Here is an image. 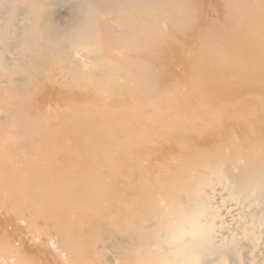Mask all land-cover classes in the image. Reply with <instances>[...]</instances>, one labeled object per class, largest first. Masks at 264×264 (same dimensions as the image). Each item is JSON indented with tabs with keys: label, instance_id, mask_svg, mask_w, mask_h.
<instances>
[{
	"label": "bare ground",
	"instance_id": "1",
	"mask_svg": "<svg viewBox=\"0 0 264 264\" xmlns=\"http://www.w3.org/2000/svg\"><path fill=\"white\" fill-rule=\"evenodd\" d=\"M191 3L193 2L190 0H0V189L5 191L12 185L29 189L40 185L37 191L32 188L34 191L31 196L35 200L34 209L31 207V210H34L32 217L41 215L53 220L58 254L63 259L61 261H65L66 264H167L172 252L168 245L170 236L189 230L193 225L202 226L210 240L209 245L198 250L199 264H229L230 257L235 259L234 264H242L244 250L241 244L233 247L225 243L224 238L233 232H239L246 225H251L250 231L264 235V134L261 129H258L260 131L258 133L252 127L247 130L246 137L241 138L243 135H238L236 129L229 128L227 133L219 135L216 140L214 138L212 144L208 143L210 146L208 144L204 146L205 143L202 146L201 142L200 145L192 143L190 137L191 141L185 136V132L181 133L182 128L177 127L180 128V135L175 137L174 141L177 150L173 149L160 156H157L156 152H154L156 156L153 155V151L151 155L145 153L147 157H143L141 152L136 154L134 156L136 177L131 179L130 183L126 179L129 185L123 181L121 182L123 184L115 186L113 178L105 174L104 167H107L110 158L104 157L106 154L101 156V150L106 149L111 136L112 139L115 138L114 132L123 135L124 130L129 128L130 131L134 125L137 127L136 130L142 132L143 129L144 134L147 119L154 120V117L157 119L156 115L166 116L164 111L171 105L172 108L176 107L175 102L183 98L180 95L185 98L182 83L178 85L180 84L177 82L178 79L174 81L177 83H174L173 79L171 85L168 82L167 88L161 86L162 88L159 87L157 91L152 88L154 92L145 90L150 88L151 82H155L152 80L157 73L153 78L152 75L158 68L154 69L157 63L155 61L160 57L156 58V54L161 52L159 50L156 53V49L166 42L168 33L165 32L166 23L173 22L177 26H184L185 20L187 18L189 20V17L195 14ZM223 6L226 19L222 17L226 22L219 23L220 16H216L218 18L216 21L212 18L213 15L209 19H203L206 22L203 21L204 25H200L197 33L195 32L196 36L193 35L194 40L189 43L190 46L188 45L191 47L188 48V52L192 56V61L188 70L189 81L188 79L184 81L188 82L186 84L188 86H185L188 91H185L187 96L192 95L189 90L198 91L193 93L194 98L187 97L186 101L191 100L187 101L188 106L185 104L186 108L184 105V109L174 108L175 114L174 110L171 111L178 121L170 117L173 118L171 122L174 120L179 123L172 126V132L179 130L175 126L184 124L186 113L191 119H202V116L204 119L208 108L205 107L207 109L203 112V104L207 99L214 103L215 109L216 102V105L224 104V107L228 104V107L226 106L228 111L226 108L224 110L227 112L223 111L224 107L219 106L218 112L221 113V117L225 113L229 115L228 112L237 113L238 109H235V112L229 111L234 107H230L232 104L236 105L234 108L243 111V108L249 105L247 108H250L252 104V107L254 104L256 107L255 101L259 103L260 100L261 102L264 100V0H225ZM68 12L71 14L70 17L60 18L66 17ZM205 16L204 18H207V14ZM58 18L63 21L57 22ZM162 48L164 49V46ZM47 57H50L51 61L48 67L59 65L60 70L72 74L77 80L93 83L98 87H96L98 91L100 89L106 95L110 94L109 97L126 91L131 93L130 97L128 95L124 100L121 98L122 101L120 99V102L111 104L107 97L105 98L106 95H101L100 106L96 107L94 103L92 105L96 107L95 109L102 108L104 116L99 115L97 110L94 111L98 116L97 113L93 116L91 110H86L87 104L83 106L85 108H77L74 105L72 109L78 110L70 109L72 112H68L65 109L67 113L64 115L61 114L64 110H60L63 111L60 113L62 116L59 118L51 115L50 117L56 120L52 121L50 117L40 114L41 111L36 107V97L27 94L30 84L35 82L38 67ZM157 79L156 77L155 80ZM158 83L156 84L159 85ZM239 89L241 93H237V96L236 92H239ZM171 94L177 97L175 102L172 101L174 97L169 99ZM226 96L230 99L224 98ZM261 102L259 104L264 101ZM71 104L69 103V106ZM180 104L182 103L179 101V107ZM262 109L264 111V104ZM30 111L33 114L29 113ZM130 111L139 113L138 116L134 115L138 118L127 117L126 114L129 115ZM213 111H209L210 115ZM26 112L33 116L29 117ZM218 112H215L216 116ZM233 113L231 116H234ZM165 116L160 121L164 119L165 122L169 117L165 119ZM178 118H181L180 121ZM217 118L214 114V119L212 118L214 123L220 121L215 120ZM131 119L134 120L133 123ZM156 119V124H159ZM188 120L190 118L186 119L185 124ZM193 121L194 119L190 122L191 132H195L193 128L204 124L201 120L200 124L199 121ZM138 122H144V126L142 123L138 125ZM167 122L168 120L161 124L165 125ZM66 123H72L70 126L68 124L70 129L64 133L60 132L58 127L64 124L66 126ZM212 123L213 121L207 124L209 126ZM149 124L151 122H148ZM148 127H145L146 131L153 128ZM158 127L159 125L154 126L148 133L152 130L154 133ZM182 130L187 132L186 129ZM197 132L199 130L196 134ZM101 136L106 139H102ZM116 143L119 144L115 142L114 146ZM59 144L65 146L60 150L62 154L58 150L60 148H56L60 155L54 149ZM89 147L92 151H89L91 150ZM121 147L123 148L122 145ZM147 149L149 151L150 148ZM89 152L92 154L91 157ZM83 158L87 161L91 158L90 160L97 165L90 160L86 165L79 164L77 161L80 162ZM105 160L107 162L104 164ZM72 162L77 163L73 165ZM83 162L85 163L84 160ZM111 171L109 170V174L113 173H110ZM120 175L112 174L115 178ZM122 177L125 179L124 175L120 178ZM87 214L90 222L87 221L88 229L85 230L88 231L84 234L81 231L86 227H83V221ZM94 218L96 224L93 222ZM77 219H83L82 230V227H77L80 225ZM47 220L49 223V219ZM37 228L36 225L31 227V230ZM85 236L89 245L86 247L92 249L93 256L88 254L89 250H87L89 256L85 253L83 245ZM263 241L264 239H261L259 244L254 241L242 243L247 245L250 243L256 251ZM256 252L259 254L258 249ZM249 258L253 264L254 255H249ZM23 263L25 264V261ZM28 263L27 261L26 264Z\"/></svg>",
	"mask_w": 264,
	"mask_h": 264
},
{
	"label": "rangeland",
	"instance_id": "2",
	"mask_svg": "<svg viewBox=\"0 0 264 264\" xmlns=\"http://www.w3.org/2000/svg\"><path fill=\"white\" fill-rule=\"evenodd\" d=\"M191 2H193V3H191V6H192V8H193V11L195 10V14H192L191 16H193V17H189L190 19L188 20V18L185 20L186 22H185V25L182 27V26H177L176 24H174L173 22H169V23H166L167 25H165V32L167 33V38H166V42H164V44H162V47L164 46V49L162 48V47H157L158 49H156V53H158V51L160 50L161 52V54L159 55H157L156 54V58L158 57V56H160V57H158V59H156V61L155 62H157L156 64H155V66H154V69L156 68V67H158V68H156L154 71V74L152 75V78L154 77V75H155V73H157L155 76L158 78L157 79V81L155 80V78L156 77H154L153 78V80L152 81H155L154 83L153 82H151L152 84H151V86H149L150 88H146V90H145V92H148V90H150V92L151 91H153V89L152 88H155L154 89V91H157L156 89H158L159 87L160 88H162V87H166V85H167V87H168V82H169V84L171 85V81L173 80V82L174 81H176V79H178L179 81H177V82H179L180 84H178V85H181V83H182V85H181V87H182V90H183V92H184V95H186L185 96V98H184V96H182V95H180V97H183V98H180V99H182V101L184 102V104H183V102L179 99H177L178 100V102L180 101V103H182V104H180V107H179V105H178V102H175V99L177 98L175 95H173V94H171V95H173V96H171L170 95V97H169V99H172L173 97H174V99H172V101L173 102H175L176 103V105H174V106H178L177 107V109H176V107H173L172 108V105H171V107L169 106V108H167V110L166 111H164L165 112V114H166V116H165V119H166V121L168 120V124L170 125H167V123L165 124V125H167L166 127H168L169 126V128L167 129L166 127H165V125L163 124V123H165L163 120L164 119H162V121H160V119L161 118H164V116H162V115H156V116H158V118L156 119L155 117H154V120H153V118H152V120L151 119H147V124H146V122H145V127H148V128H150V127H152L153 126V128H154V126H158L159 125V127L158 128H160V130L158 129V128H155V130L156 131H158V132H156L155 130V132H156V134H154V133H152V131H151V133H148V132H150L149 130H151V129H153V128H151V129H149L148 131H146L145 130V127H144V131H145V133H146V135H145V133L143 134V129H142V132H141V130H136V128L137 127H135L134 125H133V128H132V126H131V130L130 131H132V132H130L129 131V128L127 129V130H124L123 132H125V134L126 135H129L130 137H128V136H126L125 134H123V135H119V133L117 134V132H116V134H115V132H114V135H115V138H113L112 139V136H111V139H110V142H108V145L110 144V146L108 147V145L106 146V149H104V151H103V149L101 150V152L102 153H104V154H102L101 153V156L103 155H105L106 154V156H104V157H108V158H110V160L107 162V160H105V161H103L104 162V164H105V162H107V167H104L105 168V170H106V172H105V174L106 175H110L111 176V178H113V181L115 182L114 184H115V186L117 185V186H119V185H121V184H123V183H121V182H123L124 181V183H128V180H129V183L134 179V177H136V170H135V168H134V163H135V158H134V156L136 155V154H138L139 152H141L140 154L141 155H143V157H147L148 155H146V154H149V155H151V153H152V151H153V155H155V153L154 152H156V155L157 156H160V155H162V154H165V153H167V152H170V151H172L173 149L174 150H177V149H175V137L177 138V137H179V135H180V128H177V127H181L182 129H186L187 130V132L186 131H183L182 129H181V133H183V132H185V136H187V138L189 139V137H190V139L192 140H190L192 143H197L198 145H202L203 146V144H204V146H207L206 144H208V143H211L212 144V142H214V138H215V140L216 139H218V137H219V135H221V134H225V133H227V129H231V130H235V132L239 135L240 134V136H242L241 138H243V137H246L245 135L247 134V130L248 129H250V128H252V127H254L255 129H256V131H258V133L261 131L263 134H264V132H263V130H264V123H263V118H264V111H263V104H264V100H263V98H262V102H261V100L259 101V103L261 102L262 104H259V103H257L256 101H255V103H256V107H254L255 106V104H254V106L252 107V105H251V107L250 108H247V107H249V106H247L246 108H243L244 110L243 111H241V109H240V111L242 112H240L239 111V108H234L236 105H234V104H232V103H229L231 106L230 107H233V109H231V110H229V111H234L235 112V109H238L237 110V116H236V114L235 113H233L234 114V116H236L234 119H235V121H234V119H232L234 116H231L232 115V113H229L228 112V114L229 115H226V113L225 114H223L224 112H227L228 111V109H227V107L225 106L224 107V104H219V102H218V104L219 105H216L217 104V102L215 103V106H216V109L213 107V104H212V102L210 101V100H208L206 97H205V100L207 101V104L209 103V101L211 102V103H209L208 105L207 104H205V100H203L202 99V101H205L204 102V108H203V112H204V109H205V107H207L206 109H207V111L208 112H205L204 114V119L206 120V122H205V120L203 119V116H202V119H196V118H192V119H194V121L193 122H195V121H199V124L201 123V121H204L203 123L204 124H200V126L198 125L197 126V122H196V126H197V128L199 127V128H202V129H198L199 130V132H197V134H196V131H198L197 130V128L195 127V126H193V127H195V128H193V131L195 130V132H191L192 130H190V122H191V117H188L189 115H187V113H186V119L187 118H190V120H188V122L185 124V122H186V119H184L185 118V114H184V116L182 117L184 120H185V122L184 121H181V122H184V124L183 125H186L187 127H185V126H183V125H181L180 124V126H178L179 125V123H177L178 121H177V118H175V110H179L180 108H182V109H184V108H186L188 105H189V103L187 102V101H190L191 99H189V100H187L186 101V99H188L187 97H190V96H192V98H194L193 97V93L195 92V91H198V90H194V92H193V90L192 91H190L189 90V92L192 94V95H189V96H187V92L185 91V90H187L188 91V89H185V86L187 87L188 85H186L188 82L187 81H189V79L187 78L188 77V70H190V61H192V56L190 55V53L188 52V48L190 49L191 47H188V45L190 46V44L192 43V41L194 40V37L196 36V33H197V30L201 27V26H203L204 25V22L203 21H205L206 22V20H203V19H209V18H211L210 16L211 15H213L212 16V18L213 19H215L216 21H218L217 19V17L216 16H220L219 18V23H225L226 22V14L224 13L225 12V6H223V3H225V0H190ZM224 1V2H223ZM223 2V3H222ZM194 5H196V6H194ZM197 9V10H196ZM224 11H223V10ZM221 11H222V13H221ZM69 12H71V11H69ZM68 12V15H66V17H61L60 16V18H65V19H67V16H71V14ZM214 12V13H213ZM67 14V13H66ZM207 14V18H204V17H206L205 15ZM216 14V15H215ZM218 14V15H217ZM197 15V16H196ZM65 16V15H64ZM195 16V17H194ZM214 16H215V18H214ZM225 18H223V17ZM221 18H222V20L224 21V22H222V20H221ZM191 20V21H190ZM200 20V21H199ZM221 20V21H220ZM61 22V21H63V19L61 20V19H57V22ZM187 21H189V22H187ZM202 21V22H201ZM59 22V23H60ZM201 25V26H200ZM182 29H181V28ZM185 27V28H184ZM179 28H180V30H179ZM184 28V29H183ZM183 31H185V32H183ZM183 32V33H182ZM190 32V33H189ZM196 32V33H195ZM173 34H175V35H173ZM191 34V35H190ZM195 34V36H193ZM184 35V36H183ZM175 37V38H174ZM189 39H188V38ZM183 38V39H182ZM168 39H170V40H168ZM176 39V40H175ZM168 40V41H167ZM187 40V41H186ZM190 41V42H189ZM190 43V44H189ZM179 44H181V45H179ZM171 46V47H170ZM184 47V48H183ZM162 50L164 51V52H162ZM187 51V52H186ZM170 52V53H169ZM162 53H164V54H162ZM187 53V54H186ZM189 53V54H188ZM189 56V57H188ZM190 56H191V58H190ZM163 57V58H162ZM159 58H160V61H159ZM161 58H162V60H161ZM165 59V60H164ZM189 59V60H188ZM51 60H52V58H51ZM158 60V61H157ZM47 61V62H46ZM46 61H44L43 62V64H41L40 65V67H38V69H37V71L38 72H36V78H35V82H32L30 85V87L28 88V90L27 91H29V92H27V94L29 93V94H32L33 96H35L36 98V107H38V109H39V111H41L40 112V114H42L43 116H46V117H50L51 115H53L54 117H59L60 118V116H62V115H64V113H67V112H65V109H66V111H71V110H73L72 108L73 107H75L74 105H76V107L77 108H85V107H83V106H85L86 104V110L87 109H89V110H91L93 113V116H95V114L97 113V112H95L94 110H97L98 111V113H99V115H103L104 114V112L102 113V108H97V109H95L96 107H98V106H100V103H101V100H100V96L101 95H103V96H105L106 95V93L105 92H103V91H101L100 89H99V91H98V89H96V87L97 86H95L93 83H90V82H86L85 80H77V79H75L74 77H72V74H67V72H64L62 69L60 70L59 69V65H54V67H48V64L51 62L50 61V57H47L46 58ZM189 61V62H188ZM189 63V64H188ZM188 64V65H187ZM157 65V66H156ZM159 65V66H158ZM162 69H161V68ZM48 69V71H47V69ZM52 68V69H51ZM61 68V67H60ZM181 68V69H180ZM188 68V69H187ZM56 69H58V70H56ZM158 69L160 70V71H158ZM164 69V70H163ZM53 70V71H52ZM162 70V71H161ZM166 70V71H165ZM62 71H63V73H62ZM61 73V74H59V73ZM160 72V73H159ZM65 73V74H64ZM159 73V74H158ZM165 73H166V75H165ZM45 75H47L46 77H45ZM71 75V76H70ZM182 77H181V76ZM187 75V76H186ZM181 77V78H180ZM68 78V79H67ZM70 78V79H69ZM182 78H183V80H182ZM164 79V80H163ZM188 79V80H187ZM67 80V81H66ZM69 80V81H68ZM185 80H187L186 81V83L184 82ZM73 81V82H72ZM67 82V83H66ZM70 82H72V83H70ZM76 82H78V83H76ZM80 82H82V83H80ZM159 82V83H158ZM172 82V83H173ZM177 82H174V83H177ZM74 83H76V86H75V84ZM85 83V84H84ZM87 83V84H86ZM90 83V84H89ZM156 83H158L159 85H157ZM184 83V84H183ZM92 84H93V86H92ZM165 84V85H164ZM33 85V86H32ZM81 85H82V87H81ZM85 85H87V86H85ZM153 85V86H152ZM71 86V87H70ZM79 86V87H78ZM85 86V87H84ZM95 86V87H94ZM162 86V87H161ZM35 87V88H34ZM37 87V88H36ZM166 87V88H167ZM77 88V89H76ZM82 88V89H81ZM94 88V89H93ZM98 88V87H97ZM235 88V87H234ZM233 88V89H234ZM83 89H85V90H83ZM236 89V88H235ZM33 90V91H32ZM81 90V91H80ZM182 90H181V93H182ZM35 91V92H34ZM95 91V92H94ZM142 91V90H141ZM153 91V92H154ZM200 91V90H199ZM237 91V90H236ZM104 94H103V93ZM235 92V91H234ZM243 92H245V91H243ZM242 92V93H243ZM34 93H35V95H34ZM98 93H102V94H98ZM123 93V94H122ZM121 94H122V96H121V94H114L113 96H115L116 97V99H115V97H113L112 95H111V97H109L108 95H110V94H108L107 93V95L105 96V98L107 97V99L109 100V102H111V104L112 103H117V101L118 102H120V99L122 98L123 100L125 99V98H127L128 97V95L129 94H131V93H129V91H126V92H122ZM127 93V94H126ZM141 93V92H140ZM180 93V94H181ZM190 93H188V94H190ZM239 93H241L240 92V89H239V92H236V95L238 96V94ZM126 94V95H125ZM138 94V93H137ZM136 94V95H137ZM197 94V93H196ZM179 95V94H178ZM67 96V97H66ZM70 96H72V97H70ZM121 96V97H120ZM235 96V95H234ZM97 97V98H96ZM109 97V98H108ZM113 97V98H112ZM129 97H130V95H129ZM176 97V98H175ZM236 97V96H235ZM99 98V99H98ZM102 98V97H101ZM191 98V97H190ZM224 98H228V99H230L229 97H224ZM73 99V100H72ZM122 99H121V101H122ZM218 99V98H217ZM220 99V98H219ZM115 100V101H114ZM176 100V101H177ZM186 101V103H185V101ZM253 100V99H252ZM251 100V101H252ZM94 101V102H93ZM169 101V100H168ZM167 101V102H168ZM74 102V103H73ZM83 102V103H82ZM85 102H90V103H85ZM167 102H166V104H167ZM172 102V103H173ZM69 103L72 105V107L70 108V106H69ZM85 103V104H84ZM92 103H94L93 105H95L96 107L94 108V106L92 105ZM97 105H96V104ZM98 103H99V105H98ZM187 103H188V105H187ZM46 104V105H45ZM68 104V105H67ZM84 104V105H83ZM165 104V105H166ZM169 104H171V103H169ZM185 104L187 105V106H185ZM261 106H259V105ZM40 105V106H39ZM80 105V106H79ZM164 105V106H165ZM181 105H182V107H181ZM183 105H184V108H183ZM209 105H212V106H209ZM166 106H168V105H166ZM209 106V107H208ZM221 108H223L224 107V109H223V111L224 110H226L227 109V111H224V112H222V110H221V112H222V117H221V113H219L218 112V110L220 109V107ZM259 106V108H261V112L259 111V108H257ZM41 107V108H40ZM203 107V106H202ZM229 107V108H230ZM68 108H69V110H68ZM94 108V109H93ZM164 108H166V107H164ZM170 108H172V109H170ZM174 108H175V110H174ZM226 108V109H225ZM71 109V110H70ZM205 109V110H206ZM210 109V110H209ZM212 109V110H211ZM252 109V110H251ZM43 110V111H42ZM60 110H64V112L63 111H60ZM74 110H78V109H74ZM73 110V111H74ZM88 110V111H89ZM164 110V109H163ZM163 110H162V113H163ZM174 110V114H173V112H171V111H173ZM217 113L218 112V114H220L219 116H218V114H217V116H216V113L214 112V111ZM256 112H254V111ZM60 111V112H59ZM87 111V112H88ZM211 111H213V113L215 114V118H217V119H215V120H220V121H215L216 123H214V114L213 113H211V115H210V112ZM245 111V112H244ZM247 111V112H246ZM250 111H251V113H250ZM252 111H253V113H252ZM61 112H63V113H61ZM72 112V111H71ZM95 112V113H94ZM135 112V111H134ZM133 111L131 112H129L130 114L129 115H127L126 114V116L127 117H129V118H138V117H134V115L135 116H138V114L139 113H134ZM177 112V111H176ZM26 113H28V112H26ZM29 113H32V111H30ZM29 113H28V116L29 117H32L33 115H29ZM57 113V114H56ZM62 115H61V114ZM98 113L96 114L97 116H98ZM131 113H133L132 115H131ZM167 113H169V115L167 114ZM170 113H171V115H170ZM238 113H239V115H238ZM241 113V114H240ZM247 113H249V114H247ZM255 113V114H254ZM33 114V113H32ZM55 114V115H54ZM91 114V115H92ZM247 115V116H244V115ZM253 114H254V116H253ZM59 115V116H58ZM202 115H203V113H202ZM210 117H209V116ZM213 115V117H211ZM248 115H249V118H250V120L248 119ZM262 115H263V117H262ZM96 116V117H97ZM104 116V115H103ZM125 116V115H124ZM160 116V117H159ZM205 116H208V118H205ZM223 116H225V117H227V118H225V117H223ZM230 116V117H229ZM242 116V117H241ZM101 117V116H100ZM100 117H98V118H100ZM170 117H173V118H175L174 120L175 121H177V122H175L174 120H173V122H171L172 121V119L173 118H170ZM240 117L243 119H240ZM245 117V118H244ZM260 117V118H259ZM59 118H58V120H59ZM102 118V117H101ZM169 118L171 119V120H169ZM213 118V119H212ZM220 118V119H219ZM223 118V119H222ZM255 118H258V119H260V120H258V119H255ZM50 119L52 120V121H56L55 120V118H54V120H53V117L51 118L50 117ZM49 119V120H50ZM155 119H156V121L159 123V124H156V122H155ZM179 119V121H180V119L181 118H178ZM208 119H210V120H208ZM227 119V120H226ZM230 119V120H229ZM232 119V120H231ZM246 119V120H245ZM262 119V120H261ZM57 120V121H58ZM131 120H133V119H131ZM131 120H130V122H131ZM201 120V121H200ZM224 120V121H223ZM229 120V121H228ZM249 120V121H248ZM253 122H252V121ZM213 121V125L212 124H209V126H208V122L209 123H211ZM255 121V122H254ZM257 121V122H256ZM261 121H262V123H261ZM134 122V120L132 121V123ZM148 122L150 123L151 122V124H149L148 125ZM161 122H163L162 124H161ZM175 122V123H174ZM218 122H220V123H218ZM224 122V123H223ZM232 122V123H231ZM139 123H140V125H142L143 124V126H144V122H138L137 124L139 125ZM142 123V124H141ZM152 123H154V124H152ZM235 123V124H234ZM245 123H247V125L245 124ZM252 123V124H251ZM69 124V123H68ZM68 124L66 123V126H68ZM71 125H72V123H70ZM70 124H69V126H70ZM136 124V123H135ZM172 124V125H171ZM174 124H178L177 126H175L176 127V129L178 130L177 132H179V134L176 132V130L174 131V129H175V127H174V129H173V131L176 133V134H174V132H172V126H174ZM188 124V125H187ZM195 125V123H192V125ZM205 124H207V125H205ZM240 124V125H239ZM244 124V125H243ZM259 124V125H258ZM263 124V125H262ZM65 125V124H64ZM64 125H61L62 127L64 126ZM161 125L163 126L164 125V127H161ZM202 125V126H201ZM212 125V126H211ZM220 125V126H219ZM236 125V126H235ZM252 125V126H251ZM10 126H12L11 124H10ZM61 126H59L58 127V130L60 129V132H62V133H64L65 131H68V129H70V127L68 128V127H66V126H64V127H66V130H64V127L62 128ZM143 126H141V128L143 127ZM183 126V127H182ZM189 126V127H188ZM207 126V127H206ZM245 126V127H244ZM251 126V127H250ZM257 126V127H256ZM61 127V128H60ZM135 127V128H134ZM211 127V128H210ZM212 127H214V128H212ZM233 129H232V128ZM259 127V128H258ZM261 127V128H260ZM73 128V127H72ZM71 128V129H72ZM140 128V129H141ZM171 128V129H170ZM246 128V129H245ZM138 129H139V126H138ZM161 129H163V130H161ZM169 129H170V131H169ZM211 129V130H210ZM254 129V130H255ZM260 131H259V130ZM64 130V131H63ZM75 130V129H74ZM208 130V131H207ZM140 131V132H139ZM190 131V132H189ZM213 131V132H212ZM239 131H241V133L239 132ZM59 132V133H60ZM137 132H139V133H142V134H139V133H137ZM162 132V133H161ZM189 132V133H188ZM202 132V133H201ZM243 132H245V133H243ZM136 135H135V134ZM188 133V135H186ZM214 133V135H212ZM243 133V134H242ZM261 133V134H262ZM158 134V135H157ZM190 134V135H189ZM200 134V135H199ZM204 134V135H203ZM218 134V136H216V135ZM118 135L120 136V137H122V139H119L120 137H118ZM145 135V136H144ZM148 135H150L149 137H148ZM157 135V136H156ZM167 135V136H166ZM174 135V136H173ZM194 135V136H193ZM196 135H197V137H196ZM123 136H124V138H123ZM156 136V137H155ZM164 136V137H163ZM174 138H173V137ZM199 136V137H198ZM217 138H216V137ZM239 136V137H240ZM100 137V136H99ZM110 137V136H109ZM127 137V138H126ZM143 137V138H142ZM101 138H102V136H101ZM104 138V137H103ZM102 138V139H103ZM173 138V139H172ZM211 138V139H210ZM100 139V138H99ZM104 139H106V138H104ZM115 139H116V141H115ZM125 139V140H124ZM133 139V140H132ZM149 139V141H147ZM167 141H166V140ZM210 141H209V140ZM213 139V140H212ZM112 140H113V142H112ZM123 141L124 142V144H126V143H128V144H126L125 146H124V144L121 142V141ZM126 140H129L130 142H128V141H126ZM139 140V141H138ZM151 140V141H150ZM155 140V141H154ZM162 140V141H161ZM170 140V141H169ZM200 140V141H199ZM212 140V141H211ZM118 142L119 144L120 143H122V144H117V145H115L114 146V143L115 142ZM120 141V142H119ZM136 141V142H135ZM144 141V142H143ZM165 141V142H164ZM169 141V142H168ZM203 141V142H202ZM132 142V143H131ZM135 142V143H134ZM140 142V143H139ZM159 142V143H158ZM201 142V143H200ZM130 143V144H129ZM142 143H144V144H142ZM150 143V144H149ZM151 143H154V144H152L151 145ZM200 143V144H199ZM70 144H72V142L70 143ZM141 144V145H140ZM196 144V145H197ZM121 145L123 146V148L121 147ZM177 145V144H176ZM87 146V145H86ZM128 146H130V147H128ZM136 146V147H135ZM144 146V147H143ZM159 146H160V148H159ZM170 146V147H169ZM208 146H210V144H208ZM58 147L60 148V149H58ZM63 147H65L64 145L62 146V145H56V147L54 148L55 150H59V152L61 153V151L60 150H63ZM67 147V146H66ZM88 147V146H87ZM115 147V148H114ZM120 147V148H119ZM129 149H127V148ZM177 147V146H176ZM57 148V149H56ZM90 148V147H89ZM111 148V149H110ZM114 150H113V149ZM126 148V149H125ZM147 148H150L149 149V151H148V149ZM155 150H153V149ZM91 149V148H90ZM159 149V150H158ZM164 149H166V150H164ZM58 150L56 151L58 154H59V152H58ZM87 150H89L88 148L86 149V151ZM112 150V151H111ZM116 150V151H115ZM157 150V151H156ZM168 150V151H167ZM67 151H69L68 149H67ZM89 151H92V149L91 150H89ZM108 151V152H107ZM121 151V152H120ZM128 151H130V152H128ZM138 151V152H137ZM146 151V152H145ZM161 152V153H159V152ZM88 152V151H87ZM111 152V154L109 155L108 153H110ZM158 152V153H157ZM92 153V152H91ZM113 153V154H112ZM116 153V154H115ZM146 153V154H145ZM62 154V153H61ZM88 154V153H87ZM108 154V155H107ZM133 154V155H132ZM145 154V155H144ZM57 155V154H56ZM60 155V154H59ZM89 155H90V157L92 156V154H90V152H89ZM88 155V156H89ZM152 155V156H153ZM155 155V156H156ZM87 156V155H86ZM112 157V158H111ZM116 157V158H115ZM128 158V159H127ZM87 159H88V157H87ZM91 159V158H90ZM89 159V160H90ZM116 159H118V160H116ZM131 159V160H130ZM73 160V159H72ZM74 160H76V159H74ZM73 160V161H74ZM83 160L85 161V163L83 162ZM83 160L81 159L80 160V162L79 161H77L79 164H81V163H83V164H87L88 163V161L85 159V158H83ZM112 160H113V162H112ZM87 161V162H86ZM92 160H90V162H91ZM112 163H111V162ZM77 162H75V163H77ZM109 162H110V165H109ZM47 163V162H46ZM73 163V165H76L74 162H72ZM92 163H93V161H92ZM121 163V164H120ZM94 165H97V163L95 164V163H93ZM130 164V165H129ZM69 165H70V163H69ZM72 165V164H71ZM106 165H104V166H106ZM130 166V167H129ZM107 168H108V170H107ZM110 168V169H109ZM131 168V169H130ZM43 169V168H42ZM114 169V170H113ZM130 169V170H129ZM104 170V171H105ZM109 170L111 171L110 173H112L113 174V176H116V174L117 175H119V174H121L120 176H118L117 178L119 179L121 176H125V179H123L124 177H122V179L120 178L119 179V182H118V179L117 178H115V177H113L112 176V174H109ZM115 170H116V172H115ZM43 171H45V169H43ZM134 171V172H133ZM119 172V173H118ZM132 173V174H131ZM115 174V175H114ZM127 176V177H126ZM129 176H131V177H129ZM129 177V178H128ZM115 178V179H114ZM126 179H128V180H126ZM132 179V180H131ZM119 183V184H118ZM129 183H128V185H129ZM38 186H40V185H38ZM38 186H33L32 188L34 189V190H39V187ZM13 187V188H12ZM12 187L10 186V188L8 189V188H6L5 189V191H3V189H0L1 191H0V247H2L1 249H0V260H2V261H0V264L2 263V264H12V263H16V264H22V262H24L25 261V264L27 263V261L30 263V264H66V262L65 261H61V257L59 256V254H58V252H59V250H58V248H57V245H56V228L55 229H53L55 226H52V224L53 225H55L52 221H51V219L50 218H45L44 216H41V215H39V216H37V217H32V213H33V211L34 210H31V207H32V209H34V202L33 201H35L34 200V198L32 197L33 196V191L34 190H32V188H27V189H25V187H24V189H23V187L21 188V186L19 187V185L18 186H13L12 185ZM15 187H18V189L17 188H15ZM38 189H37V188ZM21 190V191H20ZM23 190H25V191H23ZM20 191V192H19ZM30 191V192H29ZM7 192V193H6ZM10 192V193H9ZM23 192V193H22ZM26 192V193H25ZM28 192H29V194H28ZM1 193H3V194H1ZM20 193H22L20 196H19V194ZM5 194H6V196H5ZM11 194V195H10ZM24 194V195H23ZM26 194V195H25ZM28 194V195H27ZM22 195L24 196V197H22ZM32 195V196H31ZM4 196V197H3ZM32 198H31V197ZM13 197V198H12ZM4 198H6V199H4ZM4 199V200H3ZM18 199V200H17ZM19 199H21V200H19ZM3 200V201H2ZM14 201V202H13ZM17 201V202H16ZM21 201H22V203H21ZM25 201V202H24ZM20 203V204H19ZM25 203H27L26 204V206L24 207V204ZM21 206H23L22 208H21ZM20 207V209H21V211H20V209H18ZM23 211V212H22ZM29 211V212H28ZM32 211V212H31ZM17 212H19V213H17ZM86 213V212H85ZM88 214H90V212L88 213ZM87 214V216L85 217V222L83 221V227L84 226H86L84 229H83V227H82V221L81 220H83V219H77L76 221H78L79 220V222H78V225H79V223H80V225L79 226H77L76 225V223H75V225L79 228V227H82L81 228V230L83 229V231H81V232H83L84 234L85 233H87V231L88 230H85L86 228H87V223L88 222H90V219H91V214H90V216ZM18 215V216H17ZM25 215V216H24ZM84 215H86V214H84ZM89 216V220H88V217ZM29 217V218H28ZM32 217V218H31ZM84 218V217H83ZM92 218H93V215H92ZM31 219V220H30ZM47 219H49V223H48V220ZM22 220V221H21ZM23 220H25V221H23ZM27 220V221H26ZM36 221V222H35ZM51 221V222H50ZM81 221V222H80ZM88 221V222H87ZM91 221H92V219H91ZM21 222H24V224L23 223H21ZM44 222H45V226H44ZM93 222L96 224V222H95V218H94V220H93ZM51 223V224H50ZM84 223H85V225H84ZM92 223V222H91ZM93 224V223H92ZM226 224H229V223H226ZM26 225V226H25ZM38 226V228L36 229V230H31V227H34V226ZM26 228V229H25ZM88 229V228H87ZM44 230V231H43ZM46 232V233H45ZM33 233H34V235H33ZM52 233V234H51ZM54 235V236H53ZM33 236V237H32ZM35 236H37V237H35ZM86 237L87 236H85V238H84V241H85V244L83 243V245H84V250H85V253L87 254L89 251V255H92L93 253H91L92 252V249L91 250H89V248L90 247H86L88 244V242H87V239H86ZM40 238V239H39ZM22 239V240H21ZM33 239V240H32ZM36 239V240H35ZM86 239V240H85ZM29 241V242H28ZM36 241V242H35ZM42 241V242H41ZM48 241V242H47ZM7 242V243H6ZM87 242V243H86ZM4 243V244H3ZM9 243H10V245H9ZM2 244V245H1ZM243 244V245H242ZM263 244V245H262ZM262 244L257 248L258 250H259V254L256 252L257 251V249H256V251H254L255 249H254V247L252 246V245H250V243L247 245V243H241V248H243L242 250H244V256H243V261H242V264H251L250 263V258H249V255H254V258H255V261L253 262V264H264L263 262H264V241L262 242ZM15 245V246H14ZM7 246V247H6ZM11 248H10V247ZM14 246V247H13ZM42 246V247H41ZM89 246V245H88ZM243 246V247H242ZM244 246H245V248H244ZM251 247V248H250ZM252 247H253V249H252ZM12 248H14V249H12ZM249 248V249H248ZM263 248V249H262ZM3 249H5V250H3ZM10 251H9V250ZM5 252V253H3V251ZM13 250V251H12ZM87 250H89V251H87ZM252 250V251H251ZM9 251V252H8ZM250 251V252H249ZM8 252V253H7ZM254 252H255V254H254ZM18 253H19V256H18ZM3 254V255H2ZM11 254V255H10ZM15 254H17V255H15ZM55 254H57V255H55ZM87 254V255H88ZM263 254V255H262ZM88 255V256H89ZM260 255H262V256H260ZM11 256V257H10ZM51 256V257H50ZM93 256V255H92ZM6 257V258H5ZM8 257V258H7ZM26 257V258H25ZM53 257V258H52ZM56 257V258H55ZM23 258V259H22ZM32 258V259H31ZM52 258V259H51ZM245 258H247V259H245ZM261 258V259H260ZM34 259V260H33ZM60 259V260H59ZM58 260V261H57ZM63 260V259H62ZM232 260V261H231ZM249 260V261H248ZM260 260V262H258ZM16 261V262H15ZM230 262H229V264H234L235 262V259L233 258L232 259V257H230V260H229ZM256 261L258 262V263H256ZM32 262V263H31ZM57 262V263H56ZM262 262V263H261ZM28 263V264H29ZM24 264V263H23Z\"/></svg>",
	"mask_w": 264,
	"mask_h": 264
},
{
	"label": "clouds",
	"instance_id": "3",
	"mask_svg": "<svg viewBox=\"0 0 264 264\" xmlns=\"http://www.w3.org/2000/svg\"><path fill=\"white\" fill-rule=\"evenodd\" d=\"M243 219V217H241ZM251 225H246L239 232H233L224 238V242L238 247L244 241H254L259 244L264 235L250 231ZM208 233L202 226L193 225L189 230L173 233L168 241L172 249L171 259L167 264H199L198 250L209 245Z\"/></svg>",
	"mask_w": 264,
	"mask_h": 264
}]
</instances>
